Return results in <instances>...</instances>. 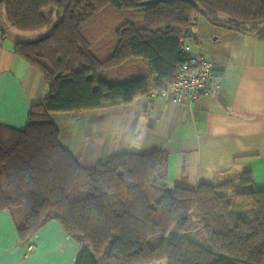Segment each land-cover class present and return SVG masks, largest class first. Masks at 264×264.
<instances>
[{"label":"trees","instance_id":"obj_1","mask_svg":"<svg viewBox=\"0 0 264 264\" xmlns=\"http://www.w3.org/2000/svg\"><path fill=\"white\" fill-rule=\"evenodd\" d=\"M147 1L4 0L16 33L51 30L14 47L46 91L23 129L0 124V213L11 215L22 246L57 223L79 246L74 264H264V189L251 172L171 187L162 150L123 151L85 168L49 119L163 89L187 59L181 47L198 15L264 40V0Z\"/></svg>","mask_w":264,"mask_h":264},{"label":"crops","instance_id":"obj_2","mask_svg":"<svg viewBox=\"0 0 264 264\" xmlns=\"http://www.w3.org/2000/svg\"><path fill=\"white\" fill-rule=\"evenodd\" d=\"M4 31V37H3ZM191 56L212 62L208 88L182 104L163 89L124 105L80 113L50 114L61 145L88 168L123 151L168 154L172 187L195 189L243 172L264 189V40L215 26L198 15ZM11 31L0 0V124L23 129L28 111L46 91L42 73L14 53L25 40ZM79 246L55 222L22 246L8 212L0 213V264H74Z\"/></svg>","mask_w":264,"mask_h":264},{"label":"built area","instance_id":"obj_3","mask_svg":"<svg viewBox=\"0 0 264 264\" xmlns=\"http://www.w3.org/2000/svg\"><path fill=\"white\" fill-rule=\"evenodd\" d=\"M181 51L187 59L178 68L174 81L163 87L167 95H173V102L179 104L197 100L208 88L212 72V62L209 59L189 55L184 45Z\"/></svg>","mask_w":264,"mask_h":264},{"label":"rangeland","instance_id":"obj_4","mask_svg":"<svg viewBox=\"0 0 264 264\" xmlns=\"http://www.w3.org/2000/svg\"><path fill=\"white\" fill-rule=\"evenodd\" d=\"M50 30H51V28L50 29L46 28L40 32H25V33L21 32L22 33L21 35H24L25 40H38V39L42 38L43 36L47 35L50 32ZM11 31H13V30L11 29ZM200 237L201 238H199L197 240V242L203 244L205 242V239L203 236H200ZM153 264H166V263H165V261H158V262H155Z\"/></svg>","mask_w":264,"mask_h":264},{"label":"water","instance_id":"obj_5","mask_svg":"<svg viewBox=\"0 0 264 264\" xmlns=\"http://www.w3.org/2000/svg\"><path fill=\"white\" fill-rule=\"evenodd\" d=\"M162 1H166V0H150V1H147L145 2L144 4H153V3H158V2H162ZM186 1H191V0H186ZM48 35V34H47ZM47 35L43 36L42 38L38 39V40H31V41H28V42H37V41H41L43 40Z\"/></svg>","mask_w":264,"mask_h":264}]
</instances>
